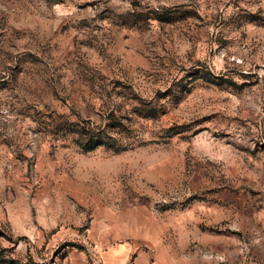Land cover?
Instances as JSON below:
<instances>
[{
  "label": "rangeland",
  "instance_id": "rangeland-1",
  "mask_svg": "<svg viewBox=\"0 0 264 264\" xmlns=\"http://www.w3.org/2000/svg\"><path fill=\"white\" fill-rule=\"evenodd\" d=\"M0 264H264V0H0Z\"/></svg>",
  "mask_w": 264,
  "mask_h": 264
},
{
  "label": "trees",
  "instance_id": "trees-1",
  "mask_svg": "<svg viewBox=\"0 0 264 264\" xmlns=\"http://www.w3.org/2000/svg\"><path fill=\"white\" fill-rule=\"evenodd\" d=\"M95 146L96 144H94L91 148H89V150H93Z\"/></svg>",
  "mask_w": 264,
  "mask_h": 264
}]
</instances>
